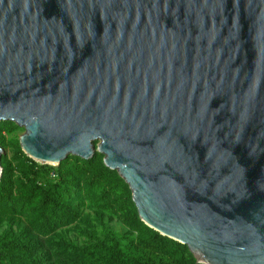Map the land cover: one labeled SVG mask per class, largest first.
<instances>
[{"label": "water", "instance_id": "obj_1", "mask_svg": "<svg viewBox=\"0 0 264 264\" xmlns=\"http://www.w3.org/2000/svg\"><path fill=\"white\" fill-rule=\"evenodd\" d=\"M0 121L45 164L97 144L197 262L264 264V0H0Z\"/></svg>", "mask_w": 264, "mask_h": 264}, {"label": "rangeland", "instance_id": "obj_2", "mask_svg": "<svg viewBox=\"0 0 264 264\" xmlns=\"http://www.w3.org/2000/svg\"><path fill=\"white\" fill-rule=\"evenodd\" d=\"M24 133L25 128L16 122L0 121L2 176L6 174V182L14 187L11 198L3 197V188L0 187L1 232L10 224L16 230L23 227L40 230L45 227L40 212L35 209V205L30 206L27 200L34 183V165L42 166L45 163L24 151L20 141ZM78 159L83 158L70 155L60 165H48L60 172L63 169V173L70 169L77 175L81 163ZM91 159L95 166L105 165L104 155L97 149V144ZM87 177L81 179L86 180ZM84 197H74L71 205L65 209V214L71 215L70 221L59 226L53 234L40 237L45 262L48 263V259L52 258L57 260V264H158L164 258L175 257L186 263L197 261L186 244L168 236L163 246L155 249L148 247L147 241L156 233H161L147 225L140 216L141 221L149 227L147 235L142 234V228L135 223L133 215L122 213L118 205L104 208L101 207L103 203H96L89 194ZM15 206L17 211L7 215L5 211ZM3 260L4 263H0L5 264L7 261Z\"/></svg>", "mask_w": 264, "mask_h": 264}, {"label": "trees", "instance_id": "obj_3", "mask_svg": "<svg viewBox=\"0 0 264 264\" xmlns=\"http://www.w3.org/2000/svg\"><path fill=\"white\" fill-rule=\"evenodd\" d=\"M78 161L81 163L78 166L79 174L77 175H74L70 169L63 173V169L60 172L48 164L34 165V183L32 182L30 187L32 192H30L27 200L30 206L35 205V209L40 212L45 227L40 228V230L30 227L16 230L10 224L3 232L0 231V262L4 263L3 259H5L7 261L5 264H57V260H52V258L48 259V263L45 262L46 258L43 254L40 237L53 234L59 226L70 221L71 215L65 214V209L71 205L74 197L85 198V194H89L96 203H103L101 207L107 208L118 205L122 213L133 215L135 223L142 228L143 235L148 234L149 227L139 218L132 191L120 174L106 165L95 166L92 159H78ZM80 169L86 174L89 173L85 175ZM86 176H88L87 179L83 180ZM6 180L7 176L3 174L0 181V187L3 188L2 195L11 198L14 187ZM17 206H19L18 203ZM16 211L15 206L5 212L8 213L7 215H11ZM165 241L166 236L156 233L147 241V245L155 249L163 246ZM158 264L202 263L197 261L186 263L175 257L172 259L164 258Z\"/></svg>", "mask_w": 264, "mask_h": 264}]
</instances>
